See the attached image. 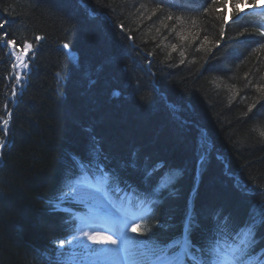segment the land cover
<instances>
[{
  "label": "trees",
  "instance_id": "trees-1",
  "mask_svg": "<svg viewBox=\"0 0 264 264\" xmlns=\"http://www.w3.org/2000/svg\"><path fill=\"white\" fill-rule=\"evenodd\" d=\"M248 5L253 0H209L207 11L183 12L157 9L155 0H0V20L15 41H0V264H56L58 251L73 264L67 241L86 210L70 196L61 203L68 213L48 201L96 183L75 157L88 161L97 147L121 188L146 186L140 172L120 167L132 152L140 164L165 165L151 183L163 175L167 187L138 218L162 244L203 246L216 213L233 230L249 222L253 207L264 205V91L257 90L264 23L243 12ZM169 13L173 19H163ZM18 51L29 63L19 83ZM61 239L66 247L58 250ZM254 239L264 249V223Z\"/></svg>",
  "mask_w": 264,
  "mask_h": 264
},
{
  "label": "snow or ice",
  "instance_id": "snow-or-ice-1",
  "mask_svg": "<svg viewBox=\"0 0 264 264\" xmlns=\"http://www.w3.org/2000/svg\"><path fill=\"white\" fill-rule=\"evenodd\" d=\"M157 9H176L183 12L191 11H207V5L209 0H155ZM253 6H255V0H253ZM235 7V6H234ZM155 15V10L153 11ZM163 19L172 20L173 16L169 13L163 17ZM161 19V23H163ZM177 20L180 17H176ZM243 19V18H238ZM224 23H227L225 21ZM6 20H0V30H5L3 36H0V41H3L2 47L14 46L15 41L8 38V33L6 31ZM167 27V25H165ZM172 31H175L173 27ZM261 36H264V31L257 29ZM223 36V32H221ZM37 40L40 37H36ZM166 39V37H165ZM207 36H205V41H207ZM25 54L27 50H31V45L25 44ZM64 48H68L67 44L63 45ZM172 49H176V45H172ZM15 55V53H13ZM184 56V52L180 53ZM34 56V54H33ZM17 60L22 65L23 69L29 68V63L22 60L17 56ZM183 63V60L180 61ZM16 65H13L15 68ZM27 75V73H25ZM59 75V73H57ZM16 81L19 83L21 81V76L19 74L15 77ZM95 81L91 80L90 85L94 84ZM258 91H264V88H258ZM13 95H15V90H13ZM114 96H118V92L113 93ZM170 110L175 111L174 105H169ZM179 119V117H176ZM3 123L6 125L7 120ZM182 123H187V121H182ZM264 136V132L260 133ZM4 147V142L0 140V148ZM90 159L88 161H82L79 157H75L76 169L82 170L81 174L85 175L91 179H96V183H85L83 186L102 196L111 206L113 211L116 213L115 217L112 218V224L110 227L95 229L96 232H104L106 235H89L87 231L84 232V237L92 241L95 244H105L110 245L108 251L112 254L113 258L117 260V264H184L185 258L187 257L191 264H260V261L264 260V256L260 255V252H264V249L256 250V244L258 241L254 239L255 231L258 226L264 223V205L254 206L250 213V220L245 225L241 226L239 229L233 230L228 225V217L220 218V214L216 213V223L214 224L211 233L206 239L203 246H194L190 239L185 240L183 244L179 240H173L167 244H162L161 242L155 240L149 233L151 229H144L138 222L137 217L134 214H129L131 208L138 207L140 204H144L147 201L155 202V197L158 191L167 184L161 183L163 180V175H161L156 182L151 183L152 178L160 172L161 169L165 168L163 163L144 161L143 164L138 163L137 153L134 151L131 153V158L129 161L122 162L120 167L122 168H132L142 174L143 182L145 183V188L140 190L135 188V186H130L131 190L129 195L134 198V201H129L128 211L124 208L118 206L116 203L108 200L109 185L112 181H116V187L119 189V178L115 170L105 171L104 165L100 163V158L102 152L97 148H94L89 153ZM106 159V157H105ZM204 162L203 155L201 156V163ZM167 174V173H165ZM123 191L124 189H120ZM76 189L73 188V192ZM70 193L61 192L54 199L49 200L48 203L52 205V211H63L65 213L69 212V209H61V203H63L64 197H68ZM151 213L153 209L148 208ZM139 219H144L141 216ZM195 223V218L193 214L188 213L185 219V228L188 229L189 233L192 230V225ZM198 226V225H197ZM136 233L138 237H148L147 239H134L130 237L127 233L128 231ZM80 239L79 237H73V240L67 241V244L71 246L73 241ZM65 240L61 239L58 241V250L65 249ZM172 249H177V251H172ZM63 252L58 251L56 264H63L60 260V256Z\"/></svg>",
  "mask_w": 264,
  "mask_h": 264
},
{
  "label": "rangeland",
  "instance_id": "rangeland-1",
  "mask_svg": "<svg viewBox=\"0 0 264 264\" xmlns=\"http://www.w3.org/2000/svg\"><path fill=\"white\" fill-rule=\"evenodd\" d=\"M262 2H260V6ZM20 62L18 61V64ZM55 89V88H54ZM50 90L47 91L49 94ZM75 199H79L82 201H86L87 203L94 204L98 207L108 208L110 211L105 209L108 217L112 219L115 217L116 213L113 211L110 205L106 204V202L101 198L99 194L92 192L88 188L79 187L76 188L75 192L70 193ZM92 201V202H89ZM112 222L103 223L97 215H89L87 222L80 226L79 232L76 237L80 239L73 241L71 245L72 248H81L83 251H87L88 249H94L96 252H93L92 255L81 257L79 261L80 264H117V260L113 258L112 254L108 251V248L111 247L110 245L95 244L92 241L88 240L84 237V232L87 231L89 235H106L107 233L104 232H96L95 229L106 228L110 227ZM73 240V239H72Z\"/></svg>",
  "mask_w": 264,
  "mask_h": 264
}]
</instances>
